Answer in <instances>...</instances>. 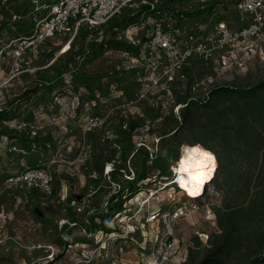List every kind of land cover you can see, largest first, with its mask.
<instances>
[{
    "label": "rangeland",
    "instance_id": "obj_1",
    "mask_svg": "<svg viewBox=\"0 0 264 264\" xmlns=\"http://www.w3.org/2000/svg\"><path fill=\"white\" fill-rule=\"evenodd\" d=\"M46 2H34L35 16L45 15ZM56 2L52 0L50 4L54 6ZM162 3L163 0H133L127 9L138 12L147 7L151 12ZM182 6L183 3L172 5L171 12L175 9L183 11ZM131 28L120 38L136 49L137 55L129 53L130 56L142 57L145 33L131 31ZM72 41L69 37L49 41L33 58L22 61L16 79L0 90V110L10 109L17 116L1 123L2 128L19 130L24 126L20 125L21 121L32 114L29 123L32 135L50 133L53 145H56L55 151L49 150L45 161L53 190L50 197L41 194L30 197L26 191L7 188L4 180L0 182V264H198L211 247L210 239L220 234L217 212L237 204V209L249 210L251 194L246 200L234 195L233 201L237 202L232 203V194L227 189L229 179L226 177L215 183L217 160L203 192L194 198L179 193L178 187L169 184L172 175L169 179H156L157 172L149 170L148 162L147 179L140 182V191L136 195L122 199L121 212L108 220L107 234L84 231L88 216L103 211L109 197L118 194L126 182L142 170L140 150L144 148L152 159L153 154L163 149H174L175 143L167 133L174 128L173 119L178 118L179 110L174 109L172 88L167 91L163 86L153 88V75L140 71L123 60L121 52L112 50L86 68L87 75H94L100 81L102 92L94 91L93 98L83 87L68 80L65 81L67 89L62 93L52 98L41 94L38 73L56 63L58 57L68 54ZM49 55L52 57L47 59ZM8 61L6 56L2 62L8 64ZM248 75L252 78L251 84L264 78V64L250 62ZM6 76L8 72L0 69L1 82ZM246 76L233 72L218 73L217 76L205 74L202 79L193 78L191 93L198 97L212 85L244 84ZM208 77L211 83L207 82ZM24 92L30 93L27 100L15 102ZM170 108H173V114L169 113ZM141 120L143 125L139 127ZM129 121H134L137 128L131 135L132 147L125 155L126 169L121 171L123 174L114 175V183H107L112 165L103 166L105 180L99 179L95 167L111 157L114 150L125 146V140L118 133ZM121 123L124 125L119 131ZM191 138L186 133L179 139L182 143L177 149V160L181 147L191 146ZM6 145L5 137H1V157H4ZM14 154L22 162L23 154L16 151ZM117 157L118 153L115 159ZM175 165L173 163L169 168L171 174ZM236 165L235 169H244L250 175L251 165L241 161ZM18 172L16 169L13 175L17 176ZM4 174L0 172V181ZM158 197L161 202H156ZM69 210L76 215L78 226L67 220ZM152 214L157 216L155 221L149 220ZM99 222L100 219H95V223ZM67 240L74 243L67 246Z\"/></svg>",
    "mask_w": 264,
    "mask_h": 264
},
{
    "label": "trees",
    "instance_id": "obj_2",
    "mask_svg": "<svg viewBox=\"0 0 264 264\" xmlns=\"http://www.w3.org/2000/svg\"><path fill=\"white\" fill-rule=\"evenodd\" d=\"M36 1L0 0L1 70L4 69L8 72L13 62L12 49L8 47L9 44L19 38H28L36 21L41 18L42 15H34L36 13L34 2ZM51 1L47 0L44 14L52 6ZM184 1L186 0H163L161 6L151 12H148L147 7L138 12L124 9L105 25L95 28L96 30L88 31L86 28H80L70 44L68 54L58 57L56 63L38 73L41 77L38 82L41 86V88L38 87L40 93L52 98V96L67 89L65 86L67 80L79 88L83 87L86 92L90 93L91 97L94 91L101 93L100 81L94 75L86 74L87 66L93 65L109 50L137 55L136 49L124 43L120 36L128 28L139 25L140 21L145 18L143 17L145 14L154 17L167 14L177 17L184 15L191 18L209 12L211 9L193 13L182 12L181 14L171 12L172 5ZM39 49L27 53L21 62L27 61L28 57L33 58ZM66 51L67 47L64 52ZM6 56L9 57L8 64L2 62ZM51 57L52 55H49L47 59ZM205 74L215 76L212 70H207L198 61H190L182 72L184 76V79L180 80L182 82L177 79L169 86L174 95V106H181L178 118L173 119L174 128L167 133L170 135V140L175 143L174 149L171 151L163 149L158 154H153L152 159H149L150 154L144 148L140 150L139 152L143 155L142 170L136 172L133 179L127 181L125 188L121 189L118 194L109 197L103 211L88 216L84 231L88 234L95 232L107 234L108 220L115 213L121 212L122 199L136 195L140 191V182L147 179L146 164L148 162H150L149 170L157 172L156 179L171 178L172 174L169 172V168L178 161L177 149L182 143L179 139L184 134L189 133L192 137L189 143L190 147L199 144L204 150L215 155L218 163L215 183L219 179L226 177L229 179L230 183L227 189L228 193L232 194V203L237 202L233 201L234 195L243 196V200H246L251 194L247 212L237 209L238 204L217 212V225L220 234L210 239L211 247L198 264H264V78L251 84L252 78L248 75L243 80L244 84L234 82L229 85H212L205 94L194 97L191 93L194 88L193 82H195L193 78L194 80L195 78L202 79ZM191 76L193 77L191 78ZM14 79L16 78L11 81ZM96 82L98 83L97 86H95ZM34 91L36 90L32 92ZM28 95L30 93L24 92L14 101H26ZM11 107L12 103L9 108ZM11 113L10 109L0 110V124L17 118L14 113ZM169 113L173 114V108H170ZM32 117V114H29L27 120H22L20 125L24 126L19 130L7 131L0 126V138L5 137L7 141L4 157L0 155V172L5 173L0 182L14 177L13 173L16 169L19 174L25 170L37 168L39 162L46 161L50 149L56 150L50 133L32 135L29 129ZM123 125V123L119 124V131ZM142 125L143 120H141L139 127ZM135 128H137L135 122L129 121L126 128L121 129L118 133L119 136L123 137L126 144L117 149L119 152L114 150L111 157L104 159L100 166L95 167L94 172L99 179L105 180L102 172L104 164L112 165L107 183H114L116 173L123 174L121 171L124 172L126 169L125 155L132 147L131 135ZM14 151L20 155L23 154L22 162L20 159H16ZM117 153L118 157L115 159ZM239 161L251 165L252 170L249 176L244 169H235ZM34 194L40 193L34 190L27 192L30 197H33ZM69 211L67 220L78 226L76 215L71 210ZM95 219H100V222L95 223ZM67 243H69L67 246H70L74 242L67 240Z\"/></svg>",
    "mask_w": 264,
    "mask_h": 264
},
{
    "label": "built area",
    "instance_id": "obj_3",
    "mask_svg": "<svg viewBox=\"0 0 264 264\" xmlns=\"http://www.w3.org/2000/svg\"><path fill=\"white\" fill-rule=\"evenodd\" d=\"M132 1L57 0L36 21L28 38H19L9 44L13 62L0 88L9 84L21 71V60L27 53L43 48L54 38L69 37L73 40L80 28L88 31L99 28L127 9ZM208 8H211L209 12L191 18L169 14L143 18L139 25L131 28V31L145 33L142 57L122 53V59L153 75L152 87L163 86L165 91L177 79H184L182 72L190 61H198L207 70H212L215 76L233 72L244 77L248 74L250 62L263 65L264 0H186L183 11L175 9L174 12H202ZM208 81L211 83L212 80L208 77ZM140 97L144 98L143 95ZM180 107L176 106L175 111ZM45 165V162H39L37 168L7 179V188L26 192L34 190L50 197L51 179ZM169 182L174 186L173 174ZM150 196L154 197V194ZM161 201L159 197L156 199V202ZM156 218V214H152L149 220L155 221Z\"/></svg>",
    "mask_w": 264,
    "mask_h": 264
},
{
    "label": "clouds",
    "instance_id": "obj_4",
    "mask_svg": "<svg viewBox=\"0 0 264 264\" xmlns=\"http://www.w3.org/2000/svg\"><path fill=\"white\" fill-rule=\"evenodd\" d=\"M180 151L181 160L179 161V167H174L172 170L174 173L179 174L177 180L181 186L192 185L190 194L197 195L199 188L196 186L202 185L206 180L211 178L212 169L216 166L215 158L212 153L205 151L199 144L192 147L183 145ZM208 165H211L212 168H209L205 172L203 169ZM184 173H187L186 180L182 175Z\"/></svg>",
    "mask_w": 264,
    "mask_h": 264
},
{
    "label": "bare ground",
    "instance_id": "obj_5",
    "mask_svg": "<svg viewBox=\"0 0 264 264\" xmlns=\"http://www.w3.org/2000/svg\"><path fill=\"white\" fill-rule=\"evenodd\" d=\"M206 151V150H205ZM215 158V157H214ZM181 160V155H180V157H179V159H178V161H177V163H176V165L174 166V167H179V161ZM215 164H216V159H215ZM209 168H212V166L211 165H208L206 168H204L203 170L205 171V172H207L208 171V169ZM173 171V170H172ZM213 173V172H212ZM173 174V178L175 179V183H173L176 187H178L179 188V192H182V193H184L187 197H192V198H194V197H197V196H199L200 195V193L201 192H203V190H204V188H205V183H206V181H208V180H206L202 185H197L196 187H198L199 188V193L197 194V195H191L190 194V189H192V185H190V184H187V185H185V186H181V184L178 182V180H177V176L179 175L178 173H172ZM183 176H184V178H185V180L187 179V173H184V174H182ZM211 177H212V174H211ZM181 193V194H182Z\"/></svg>",
    "mask_w": 264,
    "mask_h": 264
}]
</instances>
